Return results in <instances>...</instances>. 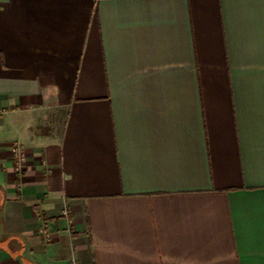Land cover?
I'll return each instance as SVG.
<instances>
[{
	"label": "crops",
	"instance_id": "0c3cea01",
	"mask_svg": "<svg viewBox=\"0 0 264 264\" xmlns=\"http://www.w3.org/2000/svg\"><path fill=\"white\" fill-rule=\"evenodd\" d=\"M0 264H264V0H0Z\"/></svg>",
	"mask_w": 264,
	"mask_h": 264
},
{
	"label": "built area",
	"instance_id": "2783aa9c",
	"mask_svg": "<svg viewBox=\"0 0 264 264\" xmlns=\"http://www.w3.org/2000/svg\"><path fill=\"white\" fill-rule=\"evenodd\" d=\"M13 145L15 154L14 171L22 173L26 161L24 147L22 143H15Z\"/></svg>",
	"mask_w": 264,
	"mask_h": 264
}]
</instances>
